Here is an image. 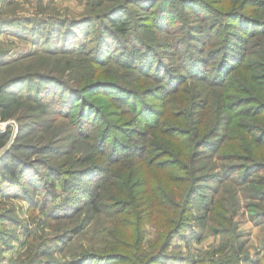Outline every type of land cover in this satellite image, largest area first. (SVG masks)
Listing matches in <instances>:
<instances>
[{
  "label": "trees",
  "instance_id": "obj_1",
  "mask_svg": "<svg viewBox=\"0 0 264 264\" xmlns=\"http://www.w3.org/2000/svg\"><path fill=\"white\" fill-rule=\"evenodd\" d=\"M88 3L86 17L58 24L63 36L49 32L65 44L67 32L84 34L86 43L73 32L74 47L58 51L85 61L91 78L72 86L62 72L41 73L1 88L2 120L17 101L32 104L7 151L0 134V185L20 189L53 231L7 262L17 236L0 215V264H197L168 252L203 223L207 195L214 235L226 238V227L234 235L209 264H264L244 250L219 195L249 185L250 219L264 231V0H104L97 16ZM26 83L46 86L37 85L38 96L14 92ZM54 110L63 128L49 133ZM101 217L108 236L87 239ZM147 225L156 229L148 241Z\"/></svg>",
  "mask_w": 264,
  "mask_h": 264
},
{
  "label": "rangeland",
  "instance_id": "obj_2",
  "mask_svg": "<svg viewBox=\"0 0 264 264\" xmlns=\"http://www.w3.org/2000/svg\"><path fill=\"white\" fill-rule=\"evenodd\" d=\"M7 1L9 3L6 2L5 8L0 10V107L8 102L6 97L5 100H2L3 94L1 93V88L12 79L26 76L35 77L41 73L52 75L53 72H62V76L70 80V83H73L72 86H76L75 81L81 82L83 79L91 78L95 74L94 70L85 61L80 60L76 63L75 60H72L74 57L71 54L67 53L68 56H64L65 54L58 51L63 46L72 49L76 44L77 38L80 42L85 41L84 34L80 30H77V32L73 31L77 33V38H74V36L71 38L73 32H67L66 37L67 39L69 38V41L66 44L65 42L67 40L63 43H58V40L61 41V39H52L49 32V30L52 31L54 29L53 31L56 33L61 32L63 36L65 34L63 33V26L65 25L58 24L68 22L66 19L81 20L82 17H86L89 14L87 13L89 6L88 0ZM103 1L92 0L91 15L97 16V14L104 10L105 6H103ZM130 6L134 5L132 4ZM129 13L131 15H135V13L143 14L142 12H133L131 8ZM96 23L94 22L92 25L95 26ZM88 41L89 43L93 42V38L90 37ZM93 45L91 44L90 47ZM71 63L73 64L72 67H70ZM112 68L119 70L114 65ZM129 74L126 73L125 75L129 76ZM93 78H96V76ZM37 85L41 88H45L46 86V84L26 83L14 92L17 94H32L38 96V93H36ZM52 90L53 92L67 96V89L59 85H54ZM31 104L32 102L25 103L17 101L10 108V113L14 116L9 117L5 121L2 120L0 111V134H8L9 136V141L5 147L6 151L15 143L23 120L31 114ZM64 105H67V103H64ZM47 120H54L47 124L49 127L46 132L49 133L54 132L55 128L60 127L64 123L63 117L59 116L55 110L52 111ZM31 126L34 127L35 125L32 124ZM61 128H63V125ZM46 132L39 134V136H45ZM3 152L0 151V156ZM244 189H250V186L228 185L224 187L219 195L223 197V205L227 210L225 217L232 218V223L236 225L237 232L242 237L241 242L244 244V250L251 253L253 260H261L264 259V231L250 219L248 203L251 201H245L242 194L244 193ZM17 190L20 189L0 185V215H6L12 221L3 225V230L10 231L15 237L17 236L11 242V248L4 251L7 262L19 258L27 250L28 246H31L38 232H41V234L47 232V234H51L53 231L45 224H42L44 223V216L40 213L39 209L32 212L27 199L19 198ZM58 192L61 194L59 187ZM205 197L202 201L199 200L194 208V213L199 214L202 209H200V201L203 202L202 207L206 206L202 210L203 218L201 221L203 223H200V227H196V224L188 227L184 235L173 242L168 252L170 256L188 257L186 258L188 261L191 258L197 264H209V260L211 258H217L219 256V250L226 244L230 245L231 240H233L234 235L230 227H226V238L224 235H214L212 221H210V213L206 210L211 205V200L209 195ZM36 199H39V195L36 196ZM63 200L64 198L59 196L57 202L59 203ZM235 202L239 204V211L237 215L232 216ZM95 223H98V229L86 230V234L90 233L87 239L95 238L96 235H98L96 237L98 239L108 236L106 226H110V222L105 217H101ZM39 225L42 226L39 227ZM27 230L32 233V240L25 239ZM146 231L147 241L156 235V229L150 225L146 226ZM25 242L26 245L21 246Z\"/></svg>",
  "mask_w": 264,
  "mask_h": 264
},
{
  "label": "crops",
  "instance_id": "obj_3",
  "mask_svg": "<svg viewBox=\"0 0 264 264\" xmlns=\"http://www.w3.org/2000/svg\"><path fill=\"white\" fill-rule=\"evenodd\" d=\"M6 2H8V1L7 0H0V10H2L3 8H5V3Z\"/></svg>",
  "mask_w": 264,
  "mask_h": 264
}]
</instances>
